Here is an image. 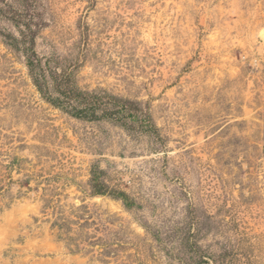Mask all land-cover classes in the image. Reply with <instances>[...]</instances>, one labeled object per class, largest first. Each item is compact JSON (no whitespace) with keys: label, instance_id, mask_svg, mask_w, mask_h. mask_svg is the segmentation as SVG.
Returning a JSON list of instances; mask_svg holds the SVG:
<instances>
[{"label":"rangeland","instance_id":"rangeland-1","mask_svg":"<svg viewBox=\"0 0 264 264\" xmlns=\"http://www.w3.org/2000/svg\"><path fill=\"white\" fill-rule=\"evenodd\" d=\"M0 264H264V0H0Z\"/></svg>","mask_w":264,"mask_h":264},{"label":"trees","instance_id":"trees-1","mask_svg":"<svg viewBox=\"0 0 264 264\" xmlns=\"http://www.w3.org/2000/svg\"><path fill=\"white\" fill-rule=\"evenodd\" d=\"M28 59H29V65H30V67L32 68V71L34 70V74H35V76H34V79H35V82H36V84H37V86H38V88L42 91V92H45L44 91V87H43V83H42V79H41V75L43 76V73H39V72H36L35 71V67H37L39 64H38V62H39V58L37 57V55L34 53V54H29V56H28ZM67 94V93H66ZM68 97H71L72 96V92H69L68 93ZM48 99H50L51 101H53V102H57L58 100H56V99H53L52 97H51V95H49L48 96ZM125 105V104H124ZM124 108H128V106L127 105H125V107ZM89 109V108H88ZM84 110H86V109H80L79 111H74V112H76V114H80V115H83V113L84 114H87V113H85L86 111H84ZM93 114H95V113H93Z\"/></svg>","mask_w":264,"mask_h":264}]
</instances>
